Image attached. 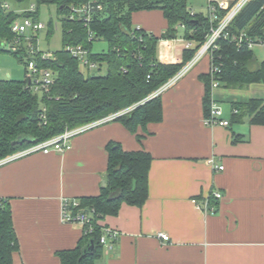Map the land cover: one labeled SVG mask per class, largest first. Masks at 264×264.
<instances>
[{"label":"crops","instance_id":"1","mask_svg":"<svg viewBox=\"0 0 264 264\" xmlns=\"http://www.w3.org/2000/svg\"><path fill=\"white\" fill-rule=\"evenodd\" d=\"M131 21L156 35L167 27L157 8L135 11ZM179 27V36L157 42L161 63H180L183 51L195 45ZM209 69L203 55L163 90L162 119L139 128L140 141L109 120L72 136L64 152L34 151L2 163L0 197L8 199L18 242L12 264H61L58 251L77 245L83 226L61 219L62 199L98 193L109 141L151 154L148 197L141 207L123 203L101 221L117 237L95 264H264V125L231 121L233 103L264 98V84L211 89L229 125H207L200 76ZM215 191L220 199L211 197ZM206 201L214 210L204 208Z\"/></svg>","mask_w":264,"mask_h":264},{"label":"trees","instance_id":"2","mask_svg":"<svg viewBox=\"0 0 264 264\" xmlns=\"http://www.w3.org/2000/svg\"><path fill=\"white\" fill-rule=\"evenodd\" d=\"M236 1L219 10V16L226 14ZM263 2L249 0L228 29L236 32L260 29L264 25ZM40 4L55 5L61 23L62 47L49 57H43L44 52L35 46L34 34L28 40L12 29L15 21L24 18L39 21ZM84 6H88V19L81 11ZM155 8L167 20V27L160 35L137 28L131 21L133 12ZM211 23L207 12H193L187 0H0V52L18 57L25 71L33 60L39 71L49 69L53 77L47 91L34 90L27 73L22 80L0 79V160L66 129L128 108L112 120L120 121L140 141L143 135L138 129L162 119L163 91L155 92L199 51ZM51 25L50 21L49 28ZM179 26L183 29L182 36L195 45L183 51L180 63H161L157 58V42L179 36ZM98 39L106 42L107 49L94 52L92 46ZM218 43L210 65L221 69L214 75L219 86L243 89L251 84H264V60L257 61L246 46L227 40ZM77 45L87 51V59L95 64L96 72H90L92 69L84 67L69 50ZM101 65L106 66L104 73L99 72ZM200 77L205 85L203 109L207 117L211 103L210 70ZM245 118L251 124L264 125V98L251 97L233 103L231 121ZM106 150L107 167L98 193L69 198L77 201V205L68 206L72 214L85 213L89 222L83 225L82 236L74 248L58 251L61 264H95L102 254L100 237L106 229L101 221L116 215L123 203L141 207L148 197L151 154L143 149L124 150L115 141H109ZM115 239L110 242L114 243ZM91 243L93 248L89 249ZM17 250L11 208L8 199L0 197V264H12Z\"/></svg>","mask_w":264,"mask_h":264},{"label":"built area","instance_id":"3","mask_svg":"<svg viewBox=\"0 0 264 264\" xmlns=\"http://www.w3.org/2000/svg\"><path fill=\"white\" fill-rule=\"evenodd\" d=\"M249 0H237L236 3L230 8V10L224 14L222 17L219 16V10L228 8V4L221 0H211L207 1V13L209 15L211 23V27L209 33L206 37L205 42L199 49V51L193 56V58L172 78L170 79L164 86H162L155 93H159L163 91L170 84L174 83L178 78H180L184 73H186L203 55H208L209 59H212L213 52L219 47V40H227L234 42L237 46H246L248 49L253 50L255 46L261 47L264 49V25L260 29H252L250 31L240 30V31H231L228 29V26L231 24L234 16L242 9ZM264 7V2H263ZM31 10L33 7L31 6ZM78 11V9H76ZM88 6H84L81 11H83L85 18L88 19ZM215 21V22H214ZM217 21V22H216ZM44 27L43 23L40 21H33L30 18H24L19 21H15L13 23L12 29L17 34H24L26 29L30 28L32 32H36ZM139 28V26H137ZM31 38V36H30ZM28 38V40L30 39ZM25 39H27L25 37ZM69 50L72 54L79 59L81 64L84 67H87L89 70L95 68V64L90 62L87 59V51L81 47V45H77L74 47H70ZM51 55L50 52L43 53V57H49ZM210 73L212 76L211 81V89H214L219 86L218 80L215 79V74L220 73V68L214 64L210 65ZM27 76H29V81L32 82V88L34 90H44L47 91L49 86L53 83L52 72L49 69L38 70L35 62L30 60L27 65ZM128 109H124L117 113L110 114L106 117L100 118L94 122L88 123L86 125L73 128L66 129L63 133L52 137L48 140H45L41 143L35 144L28 149L12 154L6 158L0 160V165L6 161L17 158L24 154L34 152V151H42L47 153L51 150H55L58 152H64L65 150L70 148V138L77 133L87 129L90 126L95 124L103 123L109 120L114 119L115 117L125 113ZM236 112V109L233 110ZM204 122L207 125H221L228 126L229 120L222 118V111L219 107L215 105V101L211 97V106L209 115L204 118ZM212 162L211 160H209ZM217 169H222L223 166H215ZM211 197L214 199H220L221 193L218 191L212 192ZM77 205L76 200H72L69 198L62 199V211H61V219L66 222H78L81 223L82 226L85 223L89 222V218L87 214L79 212L77 214H72V211L68 207L69 204ZM205 209L214 210V206L208 201L203 204ZM159 237L163 240H168L169 236L161 232L158 234ZM117 237V233L113 229L106 228L104 229V234L100 237V243L103 244L108 250L113 249V244L110 242V239H115Z\"/></svg>","mask_w":264,"mask_h":264},{"label":"rangeland","instance_id":"4","mask_svg":"<svg viewBox=\"0 0 264 264\" xmlns=\"http://www.w3.org/2000/svg\"><path fill=\"white\" fill-rule=\"evenodd\" d=\"M187 5L190 8L196 10L197 13H206V2L204 0H187ZM38 20L43 23L44 27L37 32L32 33L30 28L24 32L25 37L28 39L32 34L36 36L35 46L42 52H54L62 47L61 40V23L58 20L59 17L56 12V6L53 4H40L38 8ZM51 21V27L49 28V22ZM50 29V30H49ZM181 30L182 28L179 27ZM9 48L6 46V50ZM107 49V44L104 40H95L92 46V50L95 52ZM256 60L260 61L264 58V49L258 46L253 48ZM84 70V68L82 67ZM106 70L105 65H101L99 72L104 73ZM97 71L95 67L90 72ZM26 75L24 63L16 56H13L10 52H0V79H15L22 80ZM255 87V86H253ZM252 87V88H253ZM247 89V88H246ZM245 90V89H244ZM249 94V91H244ZM246 95V96H247ZM221 106H224L225 110L228 109V103L222 102Z\"/></svg>","mask_w":264,"mask_h":264},{"label":"water","instance_id":"5","mask_svg":"<svg viewBox=\"0 0 264 264\" xmlns=\"http://www.w3.org/2000/svg\"><path fill=\"white\" fill-rule=\"evenodd\" d=\"M151 1L155 2V1H158V0H151ZM92 248H93V244L91 243L89 249H92Z\"/></svg>","mask_w":264,"mask_h":264}]
</instances>
